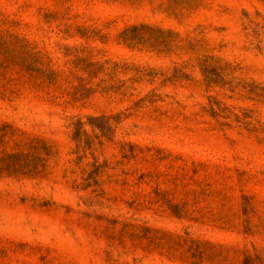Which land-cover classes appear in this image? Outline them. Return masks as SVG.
<instances>
[{"label":"rangeland","instance_id":"rangeland-1","mask_svg":"<svg viewBox=\"0 0 264 264\" xmlns=\"http://www.w3.org/2000/svg\"><path fill=\"white\" fill-rule=\"evenodd\" d=\"M0 264H264V0H0Z\"/></svg>","mask_w":264,"mask_h":264}]
</instances>
